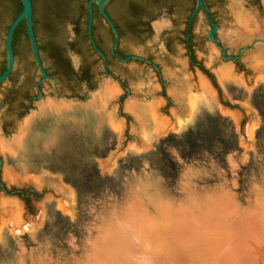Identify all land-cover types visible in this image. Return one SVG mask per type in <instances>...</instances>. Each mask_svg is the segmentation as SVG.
<instances>
[{
  "label": "water",
  "instance_id": "95a60500",
  "mask_svg": "<svg viewBox=\"0 0 264 264\" xmlns=\"http://www.w3.org/2000/svg\"><path fill=\"white\" fill-rule=\"evenodd\" d=\"M63 1L0 0V264H264V0H87L41 56Z\"/></svg>",
  "mask_w": 264,
  "mask_h": 264
},
{
  "label": "trees",
  "instance_id": "16d2710c",
  "mask_svg": "<svg viewBox=\"0 0 264 264\" xmlns=\"http://www.w3.org/2000/svg\"><path fill=\"white\" fill-rule=\"evenodd\" d=\"M73 1L74 0H64L60 6L56 7L53 11L50 12L51 17H52L51 18L52 19V25L51 26H52L53 32H49V30H47V29L44 30L43 39L42 38L40 39V37L38 35L37 29H36V23L34 20V29H35V33L37 36L41 56H42L43 50H46V49L49 51L50 55H52V56L55 55V49L49 45V44H51L50 41L54 42V44H57V45H61V44H64L67 42L57 27L58 25H60L62 23L61 20L59 21V17H61V16H74L75 8H78L81 17L83 18L84 28L82 30V37H83V40L85 42L86 48L92 54H95L94 51L91 49L89 43H88L87 33H86V22H87L86 2H87V0H84V2L80 3V4H79V0H76L75 1L76 3H74V5H72ZM194 3H195V0H194ZM143 4H144L143 5L144 9L150 7L148 0H145L143 2ZM20 10H21V2L19 0L18 8L13 13V15L10 19V22L19 13ZM106 11L110 15V17L113 19L115 25L117 26V28L120 32L121 37L128 32H137V33L143 32L144 28L147 26V23L145 24L144 21L142 20V18H143L142 15L135 11V9L133 8V4L130 1H127V0H111L106 6ZM96 16H98L100 18L98 10L94 9V19L96 18ZM56 19H58V20H56ZM78 24H79V21L75 20V26H76L77 30H78ZM8 26L6 27V31H7ZM20 31L25 35L26 40L29 44V40L27 38V34H26V30H25V25L22 22L17 26V28L14 32V35H13L12 46H13V50H14L15 55L17 53L16 39H17ZM93 33H94L95 39L97 41V44L104 50L103 36L96 32V28H95L94 23H93ZM107 33L110 36V39H112V37H113L112 32L110 30H108ZM69 43L71 45L75 44L74 42H69ZM30 50H31V48H30ZM116 52L118 53L119 56H125L126 55V53H124L119 48V46L116 47ZM5 67H6V62L4 61V65H3L0 73L5 69ZM48 69L49 68L46 67V70H47L49 75L56 76L58 74L57 71L53 70L50 72V71H48ZM80 70L83 72H87V69H86V67H84V65L80 68Z\"/></svg>",
  "mask_w": 264,
  "mask_h": 264
},
{
  "label": "flooded vegetation",
  "instance_id": "af4514ba",
  "mask_svg": "<svg viewBox=\"0 0 264 264\" xmlns=\"http://www.w3.org/2000/svg\"><path fill=\"white\" fill-rule=\"evenodd\" d=\"M33 2V1H32ZM93 9H97V7L95 6V5H93ZM101 18V17H100ZM105 25V24H104ZM105 28L107 29V30H110V28L109 27H107L106 25H105ZM111 31V30H110ZM112 32V31H111ZM113 35V34H112ZM28 38V37H27ZM113 38V37H112ZM112 40V39H111ZM119 46V45H118ZM106 52V51H105ZM106 54L108 55V60H109V58H114L111 54H110V51L108 50L107 52H106ZM115 59V58H114Z\"/></svg>",
  "mask_w": 264,
  "mask_h": 264
}]
</instances>
